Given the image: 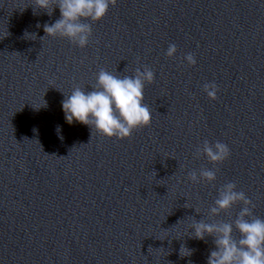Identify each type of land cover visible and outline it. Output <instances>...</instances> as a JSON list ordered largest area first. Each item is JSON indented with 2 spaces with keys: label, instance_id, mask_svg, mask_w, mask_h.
<instances>
[{
  "label": "water",
  "instance_id": "obj_1",
  "mask_svg": "<svg viewBox=\"0 0 264 264\" xmlns=\"http://www.w3.org/2000/svg\"><path fill=\"white\" fill-rule=\"evenodd\" d=\"M59 19L57 0H0V264H207L217 234L197 239L195 223L241 238L243 202L211 212L229 182L245 219H264V0H117L82 18L84 48L46 34ZM145 67L148 126L117 139L65 120L64 93ZM205 140L229 157L197 155ZM205 170L216 179H190Z\"/></svg>",
  "mask_w": 264,
  "mask_h": 264
},
{
  "label": "clouds",
  "instance_id": "obj_2",
  "mask_svg": "<svg viewBox=\"0 0 264 264\" xmlns=\"http://www.w3.org/2000/svg\"><path fill=\"white\" fill-rule=\"evenodd\" d=\"M61 13V19L52 25H45L44 31L48 36L59 35L67 38L80 48L89 43L92 29L89 24L82 23L83 19L92 21L101 20L107 13L109 6H114L117 0H57ZM37 7L48 9L53 0H34ZM26 35H28L26 33ZM177 51L175 44L168 46L166 55L172 57ZM189 65H195L193 54L185 56ZM154 80V72L145 67L143 71L137 69L134 76L119 77L113 73L101 69L96 76L95 88L85 91L80 87L74 88L61 102L65 120L72 124L74 121L91 126L102 136L107 138H128L133 130L146 127L151 123L149 107L143 103L145 82ZM204 91L208 98L215 100L217 87L213 84H205ZM55 131L62 140V129L59 125ZM200 151L213 164L223 162L230 155L229 147L222 142L210 144L204 141ZM208 181L216 179V173L212 170L202 171L199 176L195 171L190 173V179L198 182L200 178ZM236 185L226 183L215 200V207L211 208L213 214L220 210L229 209L240 201L245 205L241 209L235 226L239 230L240 239L236 241L232 237L233 225L224 223L221 225L195 223V238L203 239L205 234H217L215 240L216 249L211 251L207 264H264V219H245L250 216L251 201L243 191H236ZM182 256L191 255V250L181 247Z\"/></svg>",
  "mask_w": 264,
  "mask_h": 264
}]
</instances>
